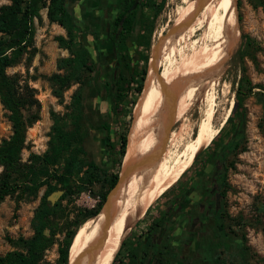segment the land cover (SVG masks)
<instances>
[{"label":"rangeland","instance_id":"rangeland-1","mask_svg":"<svg viewBox=\"0 0 264 264\" xmlns=\"http://www.w3.org/2000/svg\"><path fill=\"white\" fill-rule=\"evenodd\" d=\"M163 1L157 14L154 12L155 7H144L153 25L150 54L154 45L162 47L167 25L174 24L179 12L187 11L193 2ZM114 2H117L120 9L127 0ZM160 2L156 0V3ZM5 3H9V0H0V5ZM68 10L81 29L80 38L84 46L97 64L100 81L107 80L115 62L109 39L112 0H78L69 4ZM231 11L238 40L223 62L219 81L212 91L214 95L211 97V93L201 91L193 98L186 114L172 126L174 139L169 142L168 148L172 161L203 129L209 109H212L210 129L219 130L227 110L230 108L231 112L234 102L239 101V108L245 112L244 124L236 150L225 158V179L221 187L224 194L221 209L217 213L220 228H215L218 243L214 250H217L219 256L217 264H264V0H232ZM40 16L39 20L34 18V55L30 59L24 56L21 63L6 69L9 74L18 73L22 81L34 89V96L39 103V118L26 131L25 147L21 152L23 161H27L30 153L42 154L46 150L53 123L51 112L59 115L69 112L72 96L79 90L78 84H72L60 96H56L49 82L42 77L58 72V60L69 57V51L60 47L55 39L59 35L65 36V30L47 20L45 7L40 9ZM138 31L139 25L136 24L126 39L130 62L137 73L141 64L140 51L136 45ZM159 69L158 65L157 71ZM247 82L250 83V92ZM81 92L85 109L88 111L90 107L93 117L88 123L84 141L87 158L107 172H113L120 168L117 166L119 154L110 146L117 149L118 135L124 131L127 134L130 128L134 106L130 107L128 102L133 96L132 86L125 87L126 102L120 115L111 109L110 97L105 92L97 96H89L87 88L81 89ZM236 123L234 125L239 126ZM231 127L229 125L227 128L228 135L232 131ZM11 132L7 111L0 102V141ZM216 145L215 142L213 148ZM206 146L196 153L198 157L195 166L208 153L204 152ZM193 169V166L188 168L180 179L181 183L192 175ZM101 190L100 184L96 183L61 201V211L53 223L54 242L44 252L46 262L55 263L59 244L66 232L80 219L83 210L96 205ZM43 191L44 187L33 195L15 192L0 200V254L17 249L15 242L18 238H28L33 234L32 220ZM54 193L58 195L51 199ZM62 193V190L51 192L47 197L50 205L57 203ZM165 200L166 195L158 198L150 205L149 212L130 230L135 235L140 234ZM240 244L243 245L242 250ZM124 253L125 250H122L121 258Z\"/></svg>","mask_w":264,"mask_h":264},{"label":"trees","instance_id":"trees-1","mask_svg":"<svg viewBox=\"0 0 264 264\" xmlns=\"http://www.w3.org/2000/svg\"><path fill=\"white\" fill-rule=\"evenodd\" d=\"M75 1L78 0H9V3L0 5V102L7 111L12 131L0 141V200L15 192L33 195L44 187L32 220L33 234L28 238H18L15 242L17 249L0 254V264H68V249L78 228L98 213L108 192L118 180L119 169L107 172L87 158L84 141L88 123L93 117L91 108L88 111L85 109L81 89L87 88L89 96L105 92L110 97L111 109L116 115H120L126 102L125 87L132 86L133 96L128 103L133 108L146 77L153 31L144 7H155L154 12L157 14L164 1L161 0L158 4L156 0H127L121 9L111 15L109 39L115 62L109 78L104 81H100L97 64L84 46L80 38L81 29L68 10V5ZM42 7L46 8L47 20L65 30V36L59 35L55 39L60 47L69 51V57L58 60V72L42 77L49 82L56 96H60L72 84H78L79 90L72 96L69 112L65 115L51 112L53 123L46 150L42 154L30 153L27 161H23L21 152L25 147L26 131L39 118V103L34 96V89L23 82L18 73L9 74L6 69L21 63L24 56L30 59L34 55V18H41ZM136 24L139 25L136 45L140 51L141 63L138 73L131 65L126 43L128 33ZM247 85L250 92V83L247 82ZM244 118L245 112L239 108L237 100L223 126L204 149L208 153L203 161L195 166L196 155L191 164L194 168L192 175L184 183L180 182L187 169L159 196L166 195L165 203L140 234L135 235L132 230L128 232L111 264H150V261L153 264H173L176 246L172 235L182 223V217L177 215L182 209V203L192 191L207 190V176L212 178L213 174L222 169L226 156L238 144ZM236 121L239 123V132L237 136L231 137L227 128L231 125L233 131ZM223 136L227 137L224 139ZM215 142L217 145L213 148ZM125 146L126 131L118 135L117 149L110 146L119 154L118 167ZM223 170L225 172L226 167ZM223 176L225 177L224 173ZM224 177L213 179L220 187V182L222 185L224 183ZM96 183L102 187L98 202L93 208L83 210L80 219L66 232L59 244L55 263L46 262L44 252L54 242L53 223L61 211V201ZM55 190H62L63 193L57 203L50 205L47 197ZM221 194L224 192L220 191L219 195ZM157 200L158 198L151 206ZM165 224L166 233L161 229ZM242 247L240 244L241 250ZM122 250L125 253L121 258Z\"/></svg>","mask_w":264,"mask_h":264},{"label":"bare ground","instance_id":"bare-ground-1","mask_svg":"<svg viewBox=\"0 0 264 264\" xmlns=\"http://www.w3.org/2000/svg\"><path fill=\"white\" fill-rule=\"evenodd\" d=\"M231 2L193 0L187 11L179 12L174 24L167 25L162 47H152L126 134L117 183L98 213L78 228L68 249V264H111L132 226L217 133L218 129H210L209 109L203 129L170 161L172 126L201 91L214 95L223 62L238 40ZM227 111L221 126L230 108Z\"/></svg>","mask_w":264,"mask_h":264},{"label":"flooded vegetation","instance_id":"flooded-vegetation-1","mask_svg":"<svg viewBox=\"0 0 264 264\" xmlns=\"http://www.w3.org/2000/svg\"><path fill=\"white\" fill-rule=\"evenodd\" d=\"M114 1L117 0H112L113 14L119 10L117 2ZM236 126L231 131V137L237 136L239 132V126ZM238 137L240 140L241 136ZM237 145L230 153L236 150ZM224 167L225 161L222 163V169L213 174L212 178L207 176V190L205 192L202 190L192 191L182 203V209L177 214L179 217H182V223L172 235L176 246L173 264H217L219 262V256L216 254L217 250H214L218 243V235L215 233V228H220L217 213L221 209L223 195H219L222 183L220 182L221 185L219 187V183L213 178L224 177ZM153 218L154 216L150 222ZM161 229L166 233V224ZM150 264H153L152 261H150Z\"/></svg>","mask_w":264,"mask_h":264},{"label":"water","instance_id":"water-1","mask_svg":"<svg viewBox=\"0 0 264 264\" xmlns=\"http://www.w3.org/2000/svg\"><path fill=\"white\" fill-rule=\"evenodd\" d=\"M147 67H148V61H147ZM57 195H58L57 193H54V194L51 196V199H54V198H56V197H57ZM105 202H106V200H105ZM105 202H104V203H105ZM104 203H103V204H104Z\"/></svg>","mask_w":264,"mask_h":264},{"label":"crops","instance_id":"crops-1","mask_svg":"<svg viewBox=\"0 0 264 264\" xmlns=\"http://www.w3.org/2000/svg\"><path fill=\"white\" fill-rule=\"evenodd\" d=\"M159 208H160V207H159ZM159 208H158V209H159ZM156 213H157V212H156Z\"/></svg>","mask_w":264,"mask_h":264}]
</instances>
